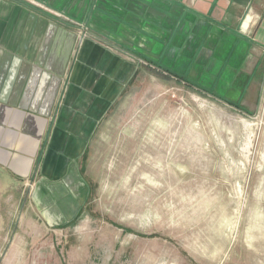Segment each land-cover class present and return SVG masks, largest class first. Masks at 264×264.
Here are the masks:
<instances>
[{"label":"rangeland","instance_id":"obj_1","mask_svg":"<svg viewBox=\"0 0 264 264\" xmlns=\"http://www.w3.org/2000/svg\"><path fill=\"white\" fill-rule=\"evenodd\" d=\"M152 70L90 134L74 221L0 192V264H264V62L241 109Z\"/></svg>","mask_w":264,"mask_h":264},{"label":"crops","instance_id":"obj_2","mask_svg":"<svg viewBox=\"0 0 264 264\" xmlns=\"http://www.w3.org/2000/svg\"><path fill=\"white\" fill-rule=\"evenodd\" d=\"M263 62L264 0H0V192L30 187L47 223L68 224L89 136L143 65L244 107Z\"/></svg>","mask_w":264,"mask_h":264},{"label":"trees","instance_id":"obj_3","mask_svg":"<svg viewBox=\"0 0 264 264\" xmlns=\"http://www.w3.org/2000/svg\"><path fill=\"white\" fill-rule=\"evenodd\" d=\"M167 73H168V75H169L170 77H174V78H176V80H177L179 83H182V84L185 83L186 85H188V86L191 87L192 89H197L198 91L203 92V90H201V89L198 88L197 86H194V85H192V84L186 82L183 78H180V77H178L177 75H175V74H173V73H171V72H167ZM214 97H216V96H214ZM216 98H217V97H216ZM228 104H230L231 106H233V107H235V108H237V109H241L240 106H239L238 104H233V103H228Z\"/></svg>","mask_w":264,"mask_h":264}]
</instances>
